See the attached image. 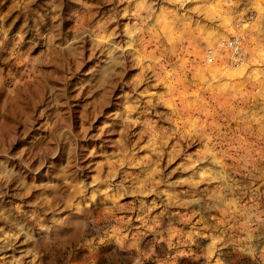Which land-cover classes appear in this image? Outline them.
<instances>
[{
  "label": "rangeland",
  "instance_id": "obj_1",
  "mask_svg": "<svg viewBox=\"0 0 264 264\" xmlns=\"http://www.w3.org/2000/svg\"><path fill=\"white\" fill-rule=\"evenodd\" d=\"M255 230L264 0H0V264H251Z\"/></svg>",
  "mask_w": 264,
  "mask_h": 264
},
{
  "label": "built area",
  "instance_id": "obj_2",
  "mask_svg": "<svg viewBox=\"0 0 264 264\" xmlns=\"http://www.w3.org/2000/svg\"><path fill=\"white\" fill-rule=\"evenodd\" d=\"M240 25H242L241 21L238 22L234 33L221 42L222 54L220 56L211 55L209 61H217L221 58L227 67H238L245 63L248 51Z\"/></svg>",
  "mask_w": 264,
  "mask_h": 264
},
{
  "label": "crops",
  "instance_id": "obj_3",
  "mask_svg": "<svg viewBox=\"0 0 264 264\" xmlns=\"http://www.w3.org/2000/svg\"><path fill=\"white\" fill-rule=\"evenodd\" d=\"M246 247L251 264H264V231L260 233L255 230L249 236Z\"/></svg>",
  "mask_w": 264,
  "mask_h": 264
},
{
  "label": "bare ground",
  "instance_id": "obj_4",
  "mask_svg": "<svg viewBox=\"0 0 264 264\" xmlns=\"http://www.w3.org/2000/svg\"><path fill=\"white\" fill-rule=\"evenodd\" d=\"M157 71V70H156ZM127 146V145H126ZM126 148V147H125Z\"/></svg>",
  "mask_w": 264,
  "mask_h": 264
}]
</instances>
